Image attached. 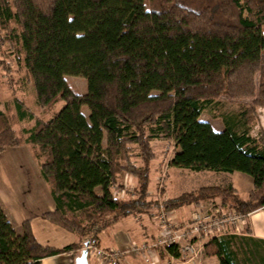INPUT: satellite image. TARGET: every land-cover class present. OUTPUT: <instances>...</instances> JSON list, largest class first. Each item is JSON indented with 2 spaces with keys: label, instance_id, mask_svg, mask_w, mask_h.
Segmentation results:
<instances>
[{
  "label": "trees",
  "instance_id": "16d2710c",
  "mask_svg": "<svg viewBox=\"0 0 264 264\" xmlns=\"http://www.w3.org/2000/svg\"><path fill=\"white\" fill-rule=\"evenodd\" d=\"M0 30V41L19 46L12 59L36 105L50 112L35 117L13 99L15 117L33 120L22 137L0 108V151L29 143L48 185L54 209L43 219L97 244L120 218L150 213L154 137L173 140L169 166L252 178L244 195L205 185L162 200L164 210L215 198L242 214L264 206V132L252 133L264 107V0H0ZM0 55V73L12 72ZM65 75L84 78L85 92ZM221 95L254 100L216 130L200 113ZM123 173L135 196L113 193ZM75 247L39 243L29 220L16 232L0 206V264H41ZM204 248L233 264L226 242L212 237Z\"/></svg>",
  "mask_w": 264,
  "mask_h": 264
},
{
  "label": "crops",
  "instance_id": "0c3cea01",
  "mask_svg": "<svg viewBox=\"0 0 264 264\" xmlns=\"http://www.w3.org/2000/svg\"><path fill=\"white\" fill-rule=\"evenodd\" d=\"M8 147L11 146H7L5 148ZM32 165L35 166L36 169H34V173L32 174V176L28 178L30 180L27 179L28 181L26 185H21V182L24 179L22 180L20 178V175L24 176L23 173L21 174L19 172L17 174V178L13 177L14 173L9 174V178L6 179L4 186L0 187V206L16 232L19 233L21 231L22 221L29 220L32 233L39 243L55 247H62L66 244L58 246L56 242H52L51 240H49V242H44V240L39 239V237H41V234L44 233L45 230H53V232L55 231L60 236L64 234L63 232L66 231L51 225L47 221H44L45 219L40 216L43 212L52 211L54 209V201L50 195L47 183L40 175L39 167L37 169L35 163ZM172 168V166L169 167L170 170ZM19 169L22 170L21 168ZM201 171L206 174L205 176L209 179V182L198 187L211 184L230 183L232 187L235 188L236 193H238L239 195L246 194V192L249 191L252 187V178L245 173H226L216 172L212 170ZM233 174H236L234 175L236 176L234 177V180L231 177L233 176ZM130 178H132V176ZM119 180H123L122 175L120 176ZM132 180L134 181L133 178ZM22 189L23 191H21ZM166 189L167 187L164 186V189L162 191L159 190L156 195L151 198L152 200L158 201V207L155 208L157 210L156 215L142 212L132 214L133 219L128 220V225H126L125 228H121L122 230L120 229L117 231L107 232V228L103 229L99 233L97 245L101 247L114 248L122 247L123 245L130 242H136V239L139 240V242L140 240L142 242L154 239L156 235L160 233L161 229L160 223L155 222L158 221L159 204L162 200L171 198L170 196H165ZM95 191L99 192V187H96ZM214 200L218 199L215 198L213 200L198 201V203L193 204V211H195L200 204H204L206 202ZM173 211H175V213H172ZM193 211L190 210L189 212L185 210V206L182 205L171 210H165L164 212L166 213V218L168 219V221L177 224L190 218ZM141 215L144 217H142ZM136 219H138V221ZM114 224H116V222ZM52 227L54 229H52ZM131 231L132 233H130ZM212 237H215V240L217 242L223 241L227 243V249L231 252L230 254L233 264H264V206L250 213H247L244 218V223L240 224L239 227H226L217 234L210 236V238ZM75 239L76 235H74L73 240L69 242H74ZM209 240V238H204V240L201 241V243L203 241L205 242L203 243L200 252L198 253L195 260L200 261V263L202 264H220L219 259L216 255L206 253V249L204 247ZM207 249L213 251L214 244ZM154 250V254H152L151 250L149 252H146L149 259H146L141 254H127L121 259L120 264H169V258L166 252H164L161 248H155ZM62 254L69 255L70 264L72 262L74 264V259L77 255L73 253V250H69L67 252H63L53 256L44 257L40 260L41 264H47L51 259L56 258L57 256ZM102 264L108 263L104 261L102 262Z\"/></svg>",
  "mask_w": 264,
  "mask_h": 264
},
{
  "label": "rangeland",
  "instance_id": "374dc122",
  "mask_svg": "<svg viewBox=\"0 0 264 264\" xmlns=\"http://www.w3.org/2000/svg\"><path fill=\"white\" fill-rule=\"evenodd\" d=\"M14 26V24H11ZM4 31L0 30V37H3ZM19 46L16 42H3L0 41V53H2V58L13 60L14 54L18 53ZM1 57V55H0ZM13 68L12 72L1 74L0 73V108L12 114V126L17 133L18 136L24 137V133L22 132L23 128L30 127L33 123V120H29L27 118H16L15 117V109L13 106V99L17 98L20 99L23 104L33 112L35 117L38 118H47L49 113L48 111H44L39 108L34 100L33 92L31 87L29 86L28 82L26 81L25 77L23 76L22 66L16 64L13 60ZM1 71V70H0ZM11 78V79H10ZM66 82L70 85L72 90L77 93H83L86 89V81L84 78L79 76H70L65 75ZM251 97L239 98V97H231L227 95H221L219 97L218 102L214 105L206 107L200 113V119L208 121L214 129L220 130L224 127V119L235 120L236 114L239 109L244 107L245 105L248 106L252 103ZM254 100V99H253ZM7 103V104H6ZM7 105V106H6ZM82 111L84 114L88 112L87 107H83ZM256 120L257 122L253 126L252 133L257 132L258 130H262L264 132V107L257 106L256 107ZM151 145L153 147L155 157L150 163V173H149V186L147 188L146 196L148 198H152L156 195L159 190H163L164 186L167 187L165 196L175 197L182 192L189 191L195 187H198L203 184H207L209 179L205 176L204 172L192 171L189 169H179L177 167H173L171 170L169 169L168 159L171 157L172 152L174 150V142L171 139H165L160 137H154L151 139ZM11 146L5 148L4 150L0 151V187L4 186L6 179L9 178L10 173H14L13 177L17 178V174L20 172L23 173L24 176L20 175V178L23 180L21 185H26L28 179L34 173L35 166L32 164H36L37 169L39 167L38 161L34 155V149L31 147L29 143H23L21 145ZM17 147V148H16ZM21 168L22 170H20ZM169 171V172H168ZM237 174V173H236ZM233 174L232 179L234 180ZM123 176V180H120L122 185L117 186V190L121 188L125 189V194L123 197H132L135 196V192L133 190L134 181L131 176L128 174H121ZM23 177V178H22ZM28 179V180H27ZM165 181H163V180ZM163 181V182H162ZM159 188H158V186ZM23 186V185H22ZM27 188V187H25ZM24 189V188H23ZM23 189L21 191H23ZM121 189V190H122ZM25 190V189H24ZM241 190V189H240ZM120 192V191H119ZM213 200V199H212ZM210 202H219V200H214ZM162 203V202H161ZM163 206V205H162ZM185 210L189 211L194 210L193 204L184 205ZM156 207H150L149 212L152 215L157 214ZM172 213H175L173 211ZM142 216V215H141ZM144 217V216H142ZM133 219V215H128L126 217L120 218L116 224L113 226L107 227V232L117 231L121 228H125L128 220ZM138 221V219H136ZM47 221V220H44ZM48 222V221H47ZM158 222L159 221H155ZM50 223V222H48ZM53 226H56L50 223ZM58 227V226H56ZM59 228V227H58ZM52 229H54L52 227ZM61 229V228H60ZM122 230V229H121ZM60 231V230H56ZM65 231V230H64ZM61 236L58 235L53 230H45L44 233H40L41 237L39 239L44 240V242H56L58 246L62 244H67L69 241H72L74 235H76V239L74 242L69 243H76V247L73 248V253L78 255L80 254L81 249L84 247V242L86 237L81 238L80 235L73 233V232H63ZM132 233V231L130 232ZM39 236V235H38ZM58 238V239H57ZM136 239V238H135ZM139 240L136 239V243ZM141 242V240H140ZM101 247V246H100ZM152 254H154L155 250H151ZM146 259L148 258V254L144 251L140 252ZM138 254V255H140ZM69 255H59L56 258H53L47 264H70ZM87 260L88 264H102L100 258L96 257L92 252L88 250L87 253ZM101 260V261H100ZM73 264V262L71 263ZM202 264V263H201Z\"/></svg>",
  "mask_w": 264,
  "mask_h": 264
},
{
  "label": "built area",
  "instance_id": "2783aa9c",
  "mask_svg": "<svg viewBox=\"0 0 264 264\" xmlns=\"http://www.w3.org/2000/svg\"><path fill=\"white\" fill-rule=\"evenodd\" d=\"M121 189L117 190V185L112 186V191L117 197L125 194V189ZM164 211L160 203L158 221L161 229L154 239L138 243L130 242L114 248L100 247L94 242H86L83 248L87 253L89 250L108 264H120L121 259L127 254L138 255L141 251L149 252L155 248H161L167 253L169 264H201L200 261L195 260L205 242L201 243V241L204 238L210 239L211 235L217 234L226 227H239L244 223L247 215L219 202H206L200 204L190 218L174 224L168 221Z\"/></svg>",
  "mask_w": 264,
  "mask_h": 264
},
{
  "label": "water",
  "instance_id": "95a60500",
  "mask_svg": "<svg viewBox=\"0 0 264 264\" xmlns=\"http://www.w3.org/2000/svg\"><path fill=\"white\" fill-rule=\"evenodd\" d=\"M74 264H88L87 250L85 248H82L80 254L75 257Z\"/></svg>",
  "mask_w": 264,
  "mask_h": 264
}]
</instances>
